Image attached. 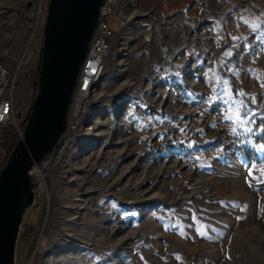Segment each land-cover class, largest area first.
<instances>
[{
    "label": "rangeland",
    "instance_id": "1",
    "mask_svg": "<svg viewBox=\"0 0 264 264\" xmlns=\"http://www.w3.org/2000/svg\"><path fill=\"white\" fill-rule=\"evenodd\" d=\"M48 1L0 0V59L13 64L34 34L38 51ZM128 12L134 25L110 21L101 78L36 165L50 204L26 264H264V0ZM35 74L16 86L23 113ZM240 100L251 132L227 118Z\"/></svg>",
    "mask_w": 264,
    "mask_h": 264
},
{
    "label": "water",
    "instance_id": "2",
    "mask_svg": "<svg viewBox=\"0 0 264 264\" xmlns=\"http://www.w3.org/2000/svg\"><path fill=\"white\" fill-rule=\"evenodd\" d=\"M104 1H48L37 95L23 119V139L0 171V264H16L20 230L35 201L31 171L54 153L70 127L69 116Z\"/></svg>",
    "mask_w": 264,
    "mask_h": 264
},
{
    "label": "built area",
    "instance_id": "3",
    "mask_svg": "<svg viewBox=\"0 0 264 264\" xmlns=\"http://www.w3.org/2000/svg\"><path fill=\"white\" fill-rule=\"evenodd\" d=\"M130 6L139 9V0H128L126 4H123L122 0L104 1L101 7L99 23L92 38L90 49L79 79L76 96L89 94L105 70L106 58L108 57L112 45L110 41L116 35L110 21L115 20L120 31H125L134 25L135 17L128 12ZM35 44L36 38L34 34L25 47H23L24 50H22L19 58L14 60L13 64H9L0 59V164L8 158L11 153V151L4 147L3 138L6 129L14 128L20 139H23L21 125H23V119L27 112L23 113L21 108L17 105L16 86L19 84L21 80L20 75L23 74L24 71H30L33 65L36 71L40 48H38L37 51ZM19 113H22L21 119L18 117ZM36 167L37 166L31 171L35 196L32 209L39 213L41 217L34 237L37 232H40L47 220L46 209L50 204L47 182L44 177L41 176L42 174H34ZM24 228H26V226ZM32 240L29 248L33 244ZM39 244L40 243H38V246Z\"/></svg>",
    "mask_w": 264,
    "mask_h": 264
},
{
    "label": "crops",
    "instance_id": "4",
    "mask_svg": "<svg viewBox=\"0 0 264 264\" xmlns=\"http://www.w3.org/2000/svg\"><path fill=\"white\" fill-rule=\"evenodd\" d=\"M126 4L128 0H122ZM215 0H139V8L155 11L163 18H171L179 14L200 17L204 9Z\"/></svg>",
    "mask_w": 264,
    "mask_h": 264
},
{
    "label": "trees",
    "instance_id": "5",
    "mask_svg": "<svg viewBox=\"0 0 264 264\" xmlns=\"http://www.w3.org/2000/svg\"><path fill=\"white\" fill-rule=\"evenodd\" d=\"M36 74L35 78L33 80V86H32V94H33V101L37 95V81L39 74V63H37L36 67ZM21 129L23 131L24 125H21ZM4 147H6L9 151H11L14 146L17 144V142L20 140V137L18 136L16 130L14 128H8L5 131L4 136ZM7 158L0 164V171L2 170ZM24 223H25V217H24ZM26 228H22L20 230L18 243H17V249H16V264H26L30 260V251H29V245L30 240L33 239L34 233L36 231V228H28L29 226L25 223ZM38 227V226H37Z\"/></svg>",
    "mask_w": 264,
    "mask_h": 264
},
{
    "label": "snow or ice",
    "instance_id": "6",
    "mask_svg": "<svg viewBox=\"0 0 264 264\" xmlns=\"http://www.w3.org/2000/svg\"><path fill=\"white\" fill-rule=\"evenodd\" d=\"M262 86H264V85H262ZM226 94H227L226 91L222 92V95H226ZM240 95L243 96L246 94L241 92ZM253 99H255V98H253ZM235 103H236L235 115L234 116H228L227 118L235 120V122L241 127L249 125V127L245 128V131L251 132L252 129L250 127V124L255 123L254 117L256 114H255L254 110L249 109L243 100H240V101L235 102ZM241 109H243V111H241ZM229 111H231V108L229 109ZM260 119H261V122L264 123V115H261Z\"/></svg>",
    "mask_w": 264,
    "mask_h": 264
},
{
    "label": "bare ground",
    "instance_id": "7",
    "mask_svg": "<svg viewBox=\"0 0 264 264\" xmlns=\"http://www.w3.org/2000/svg\"><path fill=\"white\" fill-rule=\"evenodd\" d=\"M43 241V240H42ZM40 244H41V241H40ZM40 244H39V246H40ZM38 249H39V247H38Z\"/></svg>",
    "mask_w": 264,
    "mask_h": 264
}]
</instances>
